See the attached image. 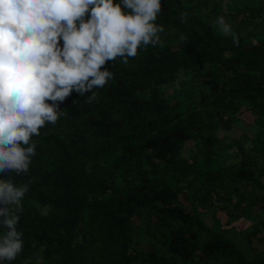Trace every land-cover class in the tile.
Instances as JSON below:
<instances>
[{"label": "trees", "instance_id": "16d2710c", "mask_svg": "<svg viewBox=\"0 0 264 264\" xmlns=\"http://www.w3.org/2000/svg\"><path fill=\"white\" fill-rule=\"evenodd\" d=\"M207 2L161 0L162 43L127 65L106 62L113 78L94 89L99 98L73 91L58 122L31 137L24 249L11 264H264V217L243 233L250 259L223 236L247 211L264 215V0ZM219 16L235 21L238 46ZM240 116L261 130L248 148L218 136V118ZM193 203L224 209L227 222L212 211L206 223Z\"/></svg>", "mask_w": 264, "mask_h": 264}, {"label": "clouds", "instance_id": "9594fccd", "mask_svg": "<svg viewBox=\"0 0 264 264\" xmlns=\"http://www.w3.org/2000/svg\"><path fill=\"white\" fill-rule=\"evenodd\" d=\"M161 9V0H0V264L24 249L18 224L34 182L31 137L58 122L60 103L73 91L96 101L94 89L113 78L102 70L106 62L127 65L138 49L160 45ZM187 15L181 12L180 21ZM216 24L238 46L224 16ZM13 174L28 179L17 183Z\"/></svg>", "mask_w": 264, "mask_h": 264}, {"label": "rangeland", "instance_id": "374dc122", "mask_svg": "<svg viewBox=\"0 0 264 264\" xmlns=\"http://www.w3.org/2000/svg\"><path fill=\"white\" fill-rule=\"evenodd\" d=\"M209 2H207L210 4L213 3V1H217V0H208ZM253 0H228V2H230V5L236 6H249L251 5ZM219 4L221 5V3L219 2ZM225 6H227V4H224ZM259 5V4H258ZM260 5H262V3L260 2ZM202 10H205V8L203 7V5L201 6ZM231 12H233V10H231ZM233 15V14H231ZM235 22V21H234ZM234 22L231 24L234 25ZM257 32V30L254 31V33ZM257 37H259L257 35ZM169 85H174L176 86L177 83H172ZM217 122L219 124L217 132H218V136H224L226 137L225 139H234L236 141H238L241 145L244 144V148H248V144L250 141H248L249 136L253 135L256 131H261L259 129V127L253 123L251 121L250 117H239L236 119H227L226 117L223 119L222 117L217 119ZM244 129V130H243ZM263 131V130H262ZM195 145L192 144L191 141H186L185 142V146L183 151H189L192 152ZM234 148V147H233ZM231 149L228 150V152H224V149L222 150L223 155L228 156L230 155ZM182 197V196H180ZM181 199V198H180ZM183 205H185V207H189V204L186 202H183ZM194 206H197L196 208L199 210L200 208L201 210V217L203 218V220L206 223L210 222V215L212 211H215V216H214V220L215 223L219 224H224L227 222L228 217H226V212L223 210H219L218 208H214V207H210V208H204V207H199L200 205H198L197 203H193ZM243 231H240L237 229L236 225L234 223L232 224H228L226 226V230L224 231V238H226L228 241L232 242L234 245H236V247L243 253V255L250 259L252 258L253 253L251 252V250L248 247L247 241L245 236L243 235Z\"/></svg>", "mask_w": 264, "mask_h": 264}, {"label": "crops", "instance_id": "0c3cea01", "mask_svg": "<svg viewBox=\"0 0 264 264\" xmlns=\"http://www.w3.org/2000/svg\"><path fill=\"white\" fill-rule=\"evenodd\" d=\"M257 165L261 169L264 170V155L258 157V159H257ZM263 180H264V177H263ZM263 217H264V215L259 217V216H257V214L255 212H253L252 210H250V211H247L241 217L236 218V219L228 222L223 228H226V226L228 224L234 223L236 225V227H237L238 230L244 232V231L248 230L251 225L257 224L259 222V219H261ZM259 236H260V233L257 234V237H259ZM257 237H253V239L251 240V245L254 248H256L257 250H261L262 249V245H261L262 243L259 241V239Z\"/></svg>", "mask_w": 264, "mask_h": 264}]
</instances>
